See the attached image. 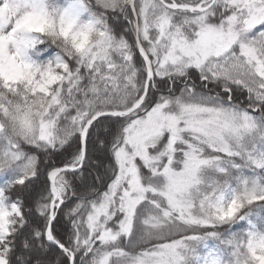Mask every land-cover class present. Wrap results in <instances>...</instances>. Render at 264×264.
I'll return each instance as SVG.
<instances>
[{"label": "snow or ice", "instance_id": "obj_1", "mask_svg": "<svg viewBox=\"0 0 264 264\" xmlns=\"http://www.w3.org/2000/svg\"><path fill=\"white\" fill-rule=\"evenodd\" d=\"M0 264H264V0H0Z\"/></svg>", "mask_w": 264, "mask_h": 264}]
</instances>
